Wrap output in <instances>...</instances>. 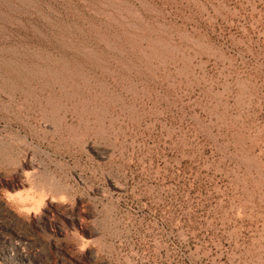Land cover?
Wrapping results in <instances>:
<instances>
[{
  "label": "rangeland",
  "instance_id": "374dc122",
  "mask_svg": "<svg viewBox=\"0 0 264 264\" xmlns=\"http://www.w3.org/2000/svg\"><path fill=\"white\" fill-rule=\"evenodd\" d=\"M0 264H264V0H0Z\"/></svg>",
  "mask_w": 264,
  "mask_h": 264
},
{
  "label": "clouds",
  "instance_id": "9594fccd",
  "mask_svg": "<svg viewBox=\"0 0 264 264\" xmlns=\"http://www.w3.org/2000/svg\"><path fill=\"white\" fill-rule=\"evenodd\" d=\"M28 178V174L26 173V179ZM22 187L19 190H16L14 192L8 191V196L12 200H20L22 203H36L37 198L40 195L39 193H36L34 189L29 188L27 190L23 189V183L24 181H20ZM15 193V194H13Z\"/></svg>",
  "mask_w": 264,
  "mask_h": 264
},
{
  "label": "bare ground",
  "instance_id": "6f19581e",
  "mask_svg": "<svg viewBox=\"0 0 264 264\" xmlns=\"http://www.w3.org/2000/svg\"><path fill=\"white\" fill-rule=\"evenodd\" d=\"M66 210V209H65ZM61 220V219H60ZM73 220V219H72Z\"/></svg>",
  "mask_w": 264,
  "mask_h": 264
}]
</instances>
